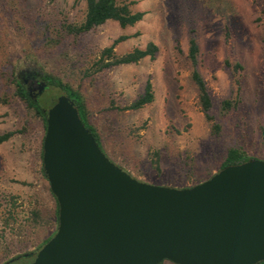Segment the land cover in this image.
I'll return each mask as SVG.
<instances>
[{
  "label": "rangeland",
  "instance_id": "1",
  "mask_svg": "<svg viewBox=\"0 0 264 264\" xmlns=\"http://www.w3.org/2000/svg\"><path fill=\"white\" fill-rule=\"evenodd\" d=\"M120 1H134L143 18L126 27L108 20L76 35L66 25L82 22L85 0H0V134L13 132L0 143V264H29L58 226V202L43 169L46 127L15 94L14 71L50 72L79 90L104 152L141 181L193 186L217 173L232 147L264 159V0ZM122 35L128 37L115 54L154 42L156 55L97 70L103 50ZM192 35L214 121L191 78ZM149 79L154 101L124 109ZM29 85L33 95L45 94L47 108L65 95L58 86L40 93L42 82ZM225 99L234 104L227 111Z\"/></svg>",
  "mask_w": 264,
  "mask_h": 264
},
{
  "label": "water",
  "instance_id": "2",
  "mask_svg": "<svg viewBox=\"0 0 264 264\" xmlns=\"http://www.w3.org/2000/svg\"><path fill=\"white\" fill-rule=\"evenodd\" d=\"M43 169L58 226L29 264H258L264 261V159L203 182L141 181L104 152L74 100L46 110Z\"/></svg>",
  "mask_w": 264,
  "mask_h": 264
},
{
  "label": "trees",
  "instance_id": "3",
  "mask_svg": "<svg viewBox=\"0 0 264 264\" xmlns=\"http://www.w3.org/2000/svg\"><path fill=\"white\" fill-rule=\"evenodd\" d=\"M133 2L134 1L120 0H85L86 8L82 22L73 25H66V29L68 33L77 35L79 33L90 31L96 26L107 22L108 20H115L122 27L134 25L143 18L144 12L134 11L132 9V5L134 4ZM127 37L128 36L124 35L120 36L114 41L111 46L103 50L100 60L96 62V65L98 66L97 70H102L104 68L115 66L118 64L136 63L146 56L154 57L156 55L158 51V46L154 42H150L145 49L134 48L132 51H129L123 55L115 54L114 51L117 43ZM199 52L200 45L198 38L196 37V35H192L189 40L188 52V61L192 68L191 78L197 87L199 93V102L203 112L205 113L208 119L214 121V116L211 113L214 106L213 98L205 78L202 76L201 72L198 69ZM227 63L230 64V61L228 60ZM234 68L236 70L242 69L243 65L240 62H235ZM13 73V82L15 83V94L19 98L27 102L28 106L32 108L35 113L41 117L45 127H47L46 110L48 108L45 107V104H43V102L41 101V98L45 94L41 98L36 95H33L29 89L28 83L26 82L27 74L21 72L16 73V71H14ZM38 73L40 74L42 80L46 82L47 88L45 91L48 92V90H50L52 86H58L65 92V95H62V97L68 96L75 101L83 122L93 132L99 145L104 150L97 128L90 121V110L87 106L84 95L79 90L73 88L71 84H69L68 82H64L61 78L50 72L38 71ZM154 99L155 93L153 83L149 79L145 85L144 92L140 94L130 104L125 105L124 109H140L152 103ZM233 105L234 104L232 100L225 99L221 103V110L227 111L232 108ZM213 123V131L215 133H218L220 130V124L218 122ZM12 134L13 132L0 134V143L10 138ZM248 159H250V157H248L245 152H243L237 147H232L228 150L226 159L221 169L226 165L239 163ZM56 213L58 217V210ZM51 237L52 235L47 238L46 242ZM20 257H25L29 259L30 254H24ZM258 264H264V261Z\"/></svg>",
  "mask_w": 264,
  "mask_h": 264
},
{
  "label": "flooded vegetation",
  "instance_id": "4",
  "mask_svg": "<svg viewBox=\"0 0 264 264\" xmlns=\"http://www.w3.org/2000/svg\"><path fill=\"white\" fill-rule=\"evenodd\" d=\"M22 73H26L27 74L26 82L28 83V85L31 84V83L39 84L40 82H42L43 85L41 86L40 93H42L44 90H46V88H47L46 87L47 86L46 82L42 80V78H41L40 74L38 73V71L26 70V71H24ZM29 89L31 91L30 85H29Z\"/></svg>",
  "mask_w": 264,
  "mask_h": 264
}]
</instances>
